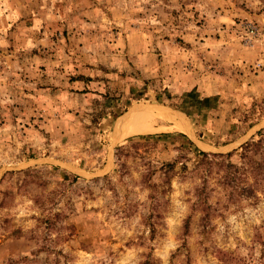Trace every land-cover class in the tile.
Segmentation results:
<instances>
[{
	"label": "rangeland",
	"instance_id": "rangeland-1",
	"mask_svg": "<svg viewBox=\"0 0 264 264\" xmlns=\"http://www.w3.org/2000/svg\"><path fill=\"white\" fill-rule=\"evenodd\" d=\"M260 122L264 0H0V264L264 260Z\"/></svg>",
	"mask_w": 264,
	"mask_h": 264
},
{
	"label": "trees",
	"instance_id": "trees-1",
	"mask_svg": "<svg viewBox=\"0 0 264 264\" xmlns=\"http://www.w3.org/2000/svg\"><path fill=\"white\" fill-rule=\"evenodd\" d=\"M157 136H161V134H157ZM257 139L254 138L250 142L246 143L244 147L248 146L249 150L253 154L260 155V159L257 158L253 159L251 156L245 157V165L250 168V171L253 173V177L255 179L263 178L264 176V165L262 164L264 162V130L259 131L257 134ZM194 154L198 158L197 163H200V161H203L205 163H210L208 160V154L204 151H201L197 149L196 147H193ZM231 154H227L226 157H229ZM215 157L216 155H212ZM222 155H219L221 157ZM76 178V177H75ZM221 260H224L225 264H229L230 261H236L237 264H241L242 259L241 258H234V257H222ZM252 264H264L263 258H259L256 262H252Z\"/></svg>",
	"mask_w": 264,
	"mask_h": 264
},
{
	"label": "bare ground",
	"instance_id": "bare-ground-1",
	"mask_svg": "<svg viewBox=\"0 0 264 264\" xmlns=\"http://www.w3.org/2000/svg\"><path fill=\"white\" fill-rule=\"evenodd\" d=\"M153 117V114L144 111H135L128 114L126 118L124 117L125 119L122 121V124H120L122 135L147 131L151 128V120Z\"/></svg>",
	"mask_w": 264,
	"mask_h": 264
},
{
	"label": "water",
	"instance_id": "water-1",
	"mask_svg": "<svg viewBox=\"0 0 264 264\" xmlns=\"http://www.w3.org/2000/svg\"><path fill=\"white\" fill-rule=\"evenodd\" d=\"M145 105H147V106H153V107H163L162 105L153 104V103H149V102L145 103ZM134 109H135V108H134ZM131 111H133V110H131ZM127 113H128V112H125L124 114L121 115V118H120V120H119L118 125H120V121H121L125 116L128 115ZM182 121H183V120H182ZM183 122H185V121H183ZM263 127H264V122H260V123L256 124V125L254 126V128L252 129V131H250V133H249L244 139H242L241 141H239V142H238L237 144H235V145L230 144V145H228L227 147H221V149H222V150H226V151L232 150L234 147L238 146L239 144H242L245 140H247V139L252 135V133H254L256 130H259V129L263 128ZM188 131H189V133L192 135V137L194 138V140H193V139H190L194 144H195V142H196L198 145H201V146L207 148L205 145H203V143H202L200 140H198V139L194 136V134L191 132L190 129H188Z\"/></svg>",
	"mask_w": 264,
	"mask_h": 264
}]
</instances>
